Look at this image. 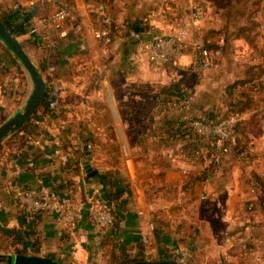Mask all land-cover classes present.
I'll use <instances>...</instances> for the list:
<instances>
[{
    "label": "crops",
    "instance_id": "obj_1",
    "mask_svg": "<svg viewBox=\"0 0 264 264\" xmlns=\"http://www.w3.org/2000/svg\"><path fill=\"white\" fill-rule=\"evenodd\" d=\"M58 1L71 12L64 22L65 37L37 23L56 11ZM99 2L21 0L15 6L14 0H0V19L56 101L52 110L40 106L0 144V229L10 235L13 248L26 247L30 255L67 264H111L113 256L132 262L180 260L186 248L193 263L204 253V264H264V196L256 199L249 185L257 178L264 187V119L254 128L258 134L251 128L206 173L208 162L190 160L179 143L161 135L168 120L197 117L231 102L225 88L240 73L227 65L221 79L215 68L199 75L191 71L195 44L205 45V21L190 28L177 64L150 70L145 53L129 36L131 25L144 32L143 23L133 19L136 0H113L115 25L108 44L95 38L100 24L88 9ZM32 11L28 25L23 17ZM257 19L262 22L264 13ZM218 21L214 16L207 31L217 30ZM154 23L158 28L160 23ZM43 34L54 41L53 47L45 48ZM236 43L253 51L243 40ZM256 45L258 52L247 63L257 66L258 80L264 83V34ZM173 81L192 88L189 105L159 110L160 88ZM31 88L25 69L0 42V113L19 109ZM251 96L253 108L241 119L264 110V92ZM240 151L249 155V163L237 157ZM216 155L213 149L211 156ZM50 192L59 197L68 193L85 205L90 198L104 202L115 228H100L85 209L72 228L60 223L53 211H24L21 199L26 193L42 199ZM203 193L205 200L200 199ZM239 235L251 245L249 251L241 250Z\"/></svg>",
    "mask_w": 264,
    "mask_h": 264
},
{
    "label": "built area",
    "instance_id": "obj_2",
    "mask_svg": "<svg viewBox=\"0 0 264 264\" xmlns=\"http://www.w3.org/2000/svg\"><path fill=\"white\" fill-rule=\"evenodd\" d=\"M15 6L21 0H14ZM88 9L96 17V21L100 24V29L94 34L95 38L108 44L112 40V17L108 14L104 3H90ZM174 12L179 14L182 19L179 20L175 33L162 34L157 31L153 11L149 12L143 18L142 23L144 32L141 34L135 29L129 30V36L138 42L140 51L145 53L148 67L152 71H159L165 64H177L187 48V36L190 28L194 25H199L204 22L209 15L208 6L201 2L180 0L173 8ZM71 17V12L65 3L58 1L56 11L48 17H40L37 23L42 27H52L57 30L59 37L66 36L64 22ZM187 18V19H186ZM264 28V26H262ZM34 31V29H33ZM45 48L54 46V41L48 35L43 34L41 37ZM135 53L133 57H135ZM212 60L208 49L202 44H195L193 56L190 62L191 71L195 75L201 74L211 66ZM53 70V67L50 68ZM255 89V86H252ZM180 102L174 104L175 109L181 110L189 105L191 100V90L185 86L180 91ZM181 105V106H179ZM50 108L56 106L54 99L49 102ZM241 119V116H230L220 122L201 117L190 121L192 129L205 137L212 136L214 149L218 155L213 157L214 164L219 162L221 154H227L232 150L234 145V135L236 123ZM237 157L246 163L251 161L249 155L245 152H238ZM251 192L260 199L264 196V187L260 180L252 178L249 182ZM206 194H202L200 199L205 200ZM24 211L32 215L34 212L45 210L53 211L57 214V219L60 223L68 228H72L79 220L81 211L85 209L90 220L102 229H112L114 216L111 209L102 201L94 198L87 200L86 205L75 200L70 194H65L59 197L55 192L48 193L42 199H33L28 193L21 199ZM251 205L248 209H251ZM227 236L228 232L225 233ZM237 243L241 250L249 251L251 245L246 239L239 235L236 237ZM259 242H263L260 240ZM181 260V259H180Z\"/></svg>",
    "mask_w": 264,
    "mask_h": 264
},
{
    "label": "trees",
    "instance_id": "obj_3",
    "mask_svg": "<svg viewBox=\"0 0 264 264\" xmlns=\"http://www.w3.org/2000/svg\"><path fill=\"white\" fill-rule=\"evenodd\" d=\"M215 8V13L221 20L220 31L224 33V44L230 46V39H242L250 49L258 52L256 41L262 34L259 31L261 22L256 19V12H258L259 4L261 0H208ZM99 3H104L108 14L112 17V29L115 25V13L113 7V0H101ZM254 6L255 9H251L250 6ZM143 20V19H142ZM142 20L137 21L142 22ZM130 28L134 29L131 25ZM218 31H209V33H217ZM208 33V35H209ZM206 34L205 47L207 49L218 48V43L215 41H208ZM209 37V36H208ZM133 41L136 42L135 39ZM220 47V46H219ZM256 65H247L242 71L241 76H237L234 81L228 84L225 88L226 93L231 102L224 103L223 106H216L212 109H207L201 112L197 117L183 118V119H171L168 120L164 127H162L161 135H163L168 141L179 143L181 145L180 150L187 158L197 163L208 162L204 173L214 169L220 164V161L216 164L213 162L212 150L214 149L213 137H205L195 132L190 121L205 117L217 123L230 116H241L246 111L253 108L254 99L251 94L264 92V83L259 81V77L255 74ZM189 86L183 81H173L168 85L160 88V94L158 97L159 110L175 108L174 104L180 102V91L183 87ZM252 86H255L253 89ZM54 99V95L50 89H46V95L44 101L41 104V108L45 110H52L49 102ZM264 106V96L260 97ZM181 106V105H179ZM264 119V110H259L254 113L248 120L240 119L235 126L234 143H236L240 136H245L253 127H257ZM114 223L112 228H115ZM13 246V245H12ZM14 253L30 255L26 247L21 249L14 247ZM131 259L122 257L112 258L111 264H130Z\"/></svg>",
    "mask_w": 264,
    "mask_h": 264
},
{
    "label": "rangeland",
    "instance_id": "obj_4",
    "mask_svg": "<svg viewBox=\"0 0 264 264\" xmlns=\"http://www.w3.org/2000/svg\"><path fill=\"white\" fill-rule=\"evenodd\" d=\"M185 1L186 2L188 1L201 2L208 6L209 15H208V18L204 22V24L206 25V27L204 28L206 32L201 33V35H204V37L202 36L204 40L206 38V34L208 35L210 30L218 31L217 33H213V34L209 33L208 35L209 37L207 36V39H210V41L217 40L218 42L219 41L221 42V43H218V46H217L218 48H221V49H215V48H211L210 50L208 49V52L210 53V57L212 60L211 66L208 69L215 68L216 75H218L220 79L223 78L224 75H226L225 73L226 65L228 68L232 69L233 72L241 74L243 69L247 67L248 65L247 61L248 59L252 58L254 52L253 51L250 52L247 48H244V46H242L241 44H237L236 40L238 39L236 38L232 40L230 39V43H229L230 46H227L226 44H224V41H223L224 33L220 31L221 20L215 13V8L213 7L210 1L208 0H185ZM179 2L180 0H145L141 3L138 0H136L135 5L137 6V8L136 10L133 11L135 12L133 13V19L135 21L142 20L144 17H146V15L149 12L153 11L155 13L154 20L160 23L159 26H157L158 28H156L158 32L162 34H171L176 30L178 24L180 23L179 20L182 19V17L176 12H174V9H173L175 5H177V3ZM250 7L251 9H255L253 5ZM258 13H261V14L264 13V0H261L259 4L258 12H256V19H257ZM214 16H217L219 20L218 21L219 26L217 27L218 29L216 30L212 28L207 31L209 26H212V24H214ZM261 23L262 24L259 28V31L261 34H264V28H262V26H264V20ZM239 40H242V39H239ZM188 87L191 90V97H192V88L190 86ZM13 112L14 111L12 109L1 111L0 124H2L10 115H12ZM254 128L255 127L252 128L253 132L258 134L259 131ZM243 137L244 135L240 136V139H243ZM10 238L11 237L10 235H8V233H5L4 231L0 229V253L13 252L14 250V248L12 247L13 240H11ZM184 253H185V256L181 259V261L186 264H204V262H206L205 260L206 257L204 253L197 254L196 256L197 263L195 262L193 263L192 260L188 259L189 250L187 248L184 250Z\"/></svg>",
    "mask_w": 264,
    "mask_h": 264
},
{
    "label": "water",
    "instance_id": "obj_5",
    "mask_svg": "<svg viewBox=\"0 0 264 264\" xmlns=\"http://www.w3.org/2000/svg\"><path fill=\"white\" fill-rule=\"evenodd\" d=\"M19 11V10H18ZM8 15V19L12 20L18 12ZM33 11L23 17V22L30 25ZM0 42L14 56V58L22 65L27 75L31 79L32 88L23 105L14 111L2 124H0V144L12 133L20 129L33 114L38 110L44 101L46 95V83L32 62L22 44L17 37L9 29L8 25L0 19ZM183 255L180 254L179 258ZM0 264H67L58 259L47 256L25 255L17 253H0ZM130 264H186L179 259H163L159 261L136 260Z\"/></svg>",
    "mask_w": 264,
    "mask_h": 264
}]
</instances>
